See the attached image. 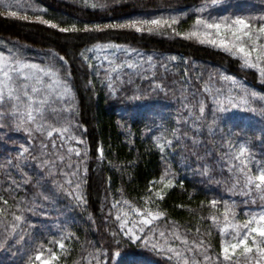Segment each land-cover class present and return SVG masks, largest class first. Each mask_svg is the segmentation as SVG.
<instances>
[{
  "label": "trees",
  "instance_id": "trees-1",
  "mask_svg": "<svg viewBox=\"0 0 264 264\" xmlns=\"http://www.w3.org/2000/svg\"><path fill=\"white\" fill-rule=\"evenodd\" d=\"M19 2L22 9L15 7L16 0H5L13 4L10 10L0 4V51L25 62L42 67L51 64L59 69L60 79L69 89L62 88L67 106L59 117L50 114L48 119L57 127L67 119L75 125L71 132L78 138L65 141L56 133L49 138L35 131L30 137L22 129L7 126V120L6 126L0 127V196L9 205H20L28 223L34 225L25 226V239L41 237L45 247L52 248L59 257L53 264H176L175 259L169 260L170 253L154 249L152 243L160 247L165 241L177 245L179 242L169 231L177 226L181 234L188 230L189 239L199 237L210 244L209 264H215L225 239L220 232L223 202L229 206L235 202L233 210L241 223L249 213L264 208L259 193L246 196L242 182L234 186L235 180L242 178L232 167L238 163L232 157L240 144L249 147L253 172L264 164V77L258 68L246 66L239 57L179 33L193 30L197 15H241L259 25L264 23V0H222L204 13L197 9L206 0ZM92 2L104 7L93 8ZM7 11L26 13L33 19L24 21L7 15ZM170 14L179 19L172 26L175 32L60 31L73 24L82 29L85 24ZM35 16L50 19L59 27L36 21ZM105 43L123 49L110 59L136 67H122L110 73L109 80L101 65L108 67L103 56L115 50L95 47ZM242 90L257 93L249 105L238 99ZM218 93L231 95L241 106L225 104L226 110L218 111L214 101ZM198 100L205 105L200 119H196ZM161 137L172 141L171 145L164 144L163 151ZM53 140L56 148L52 147ZM41 142L48 148L42 149ZM25 147L27 153H23ZM68 147L80 150L79 157L71 154V163L77 166L73 179L80 184L79 189L68 188L62 176L66 164L57 161L56 169L41 166V160L67 157ZM169 178L172 186L165 187ZM69 191L79 192L87 203L69 196ZM158 191L163 192L162 199ZM212 199L218 201L216 206L210 204ZM118 201H127L132 208L165 212V217L155 222V241L145 244L122 233L113 237V232H119L117 213L131 211ZM212 215L220 219L213 223ZM160 230L166 233L164 239L158 235ZM62 238L66 250L59 248ZM51 240L57 243H49ZM28 248L22 241L12 243L0 234V264H21Z\"/></svg>",
  "mask_w": 264,
  "mask_h": 264
},
{
  "label": "snow or ice",
  "instance_id": "snow-or-ice-1",
  "mask_svg": "<svg viewBox=\"0 0 264 264\" xmlns=\"http://www.w3.org/2000/svg\"><path fill=\"white\" fill-rule=\"evenodd\" d=\"M84 2L88 4L89 0H84ZM221 3L222 0H206V3L197 11L204 13L209 7ZM0 4H4L6 10L13 7L12 3H5V0H0ZM90 6L93 8L104 7L103 4L98 5L95 2H92ZM15 7L22 9L23 4L16 0ZM6 14L24 21L33 19L26 13L21 15L19 11H7ZM34 19L45 25L59 27L52 20L45 19L43 16H35ZM177 23H179L178 16L170 14L168 16L157 15L149 18L127 19L123 22L106 24H85L82 29L73 24L70 27L60 28V31L102 32L104 30L132 29L140 33H154L171 29L172 32H175L176 29L172 26ZM179 35L188 39L195 38L202 44H210L226 53H230L232 57H239L246 66L253 69L258 68L260 76L264 77V23L255 25L250 22L249 18L241 15L217 18H213L210 14L207 18L197 15L195 17V28L191 31L181 32ZM95 47L98 50H115L103 56V60L107 62L108 67L104 68L103 64L101 65V70L109 80L112 79L110 73H117L122 67H136V65L126 62L116 63L115 59H110V56L115 58V52L123 50L120 45L105 43L97 44ZM85 59H88V57H85ZM108 86L111 87L112 85L109 84ZM62 88L69 90L67 84L60 79L59 69L53 65L42 67L39 64L25 62L14 55H6L5 52L0 51V127L6 126L4 122L7 120L9 122L7 126L22 129L29 133L30 137L35 131L46 133L49 138L56 133L62 140H77L78 138L71 132L75 125H72L70 121L65 119L64 124L57 127L48 119L50 114L59 117L67 106V97ZM256 95V92L242 90L238 99L244 105H249L250 99ZM214 101L218 111H225V104H230L233 107L241 106L234 103V98L231 95L224 96L222 93H218L214 97ZM56 104H60L62 107H54ZM251 110L256 111L255 108ZM196 111L199 113L196 119L203 117L205 113L203 101H197ZM261 111L264 112V109H261ZM212 123L215 124V119ZM161 139H164L168 145L172 144L171 140L164 137H161ZM52 147L56 148L55 140L52 141ZM60 147H63V144ZM229 147H232V145L229 144ZM41 148L47 149L48 145L41 142ZM160 148L163 151L164 144H160ZM28 151V148H23V153ZM99 151L102 155L103 150L100 149ZM66 152L67 157L57 155L55 160L51 158L41 160V166L47 165L52 169H56L57 161L59 164H66L67 171H63L62 176L66 180L68 188L79 189L80 184L73 179L76 175L73 169L77 166L71 163V154L75 153L79 157L80 150L68 147ZM47 155L51 156V154ZM232 159L238 162L234 163L232 167L237 169L242 178L241 180H235L234 186L242 182L244 195L247 196L254 192L259 193L260 199L264 200V164L256 167V171L253 172L250 166L249 147L245 144H240L237 147V152ZM60 174L61 172H57V175ZM172 183V179L169 178L165 187H171ZM68 195L73 196L79 202L87 203L79 192L69 191ZM158 195L161 199L163 198L162 191H158ZM44 199H48V197L45 196ZM0 201H2V204H0V234L9 237L12 243L22 241L24 245L29 246L21 258V264H53L54 261H59L57 253L52 248H46L41 237L30 236L25 239V226L34 227V225L28 223L22 207L15 203L9 205V201L3 196H0ZM252 202L255 203V197L252 198ZM121 203L128 205L131 214L137 215L139 220L135 222L136 227L133 229L128 226L130 213L127 211L118 212L116 220L119 222V232H113V237L122 233L123 236L130 239L143 240L145 244L155 241L156 233L153 232V228L156 227L155 222L161 221L166 215L165 212L152 211L148 207L143 209L140 207L132 208L127 201L117 202V204ZM223 203L225 207L222 217L223 226L220 228V232L225 239L221 242L220 252L215 256V264H264V208H261L258 212L249 213L248 219L241 223L237 220L236 213L233 210L235 202L231 206L227 205V202ZM245 203L247 204L248 201H245ZM210 204L216 206L218 201L212 199ZM28 211L30 212L31 209H28ZM210 219L213 223H216L220 218L212 215ZM169 231L173 239L179 242L177 245L165 241V246L160 247L159 244L152 243L154 249L166 254L170 253L169 260L175 259L176 264H209L212 261V256L209 254L211 245L206 244L203 239L199 237L189 239L188 230L181 234L177 226H173ZM196 231L199 233V229ZM137 233H140V235ZM150 235L151 241L149 240ZM158 235L161 239H164L166 233L160 230ZM49 243L55 245L57 242L51 240ZM59 248L66 250L64 238L59 240ZM115 255L119 256L120 253L116 252ZM96 264H99V261Z\"/></svg>",
  "mask_w": 264,
  "mask_h": 264
},
{
  "label": "rangeland",
  "instance_id": "rangeland-1",
  "mask_svg": "<svg viewBox=\"0 0 264 264\" xmlns=\"http://www.w3.org/2000/svg\"><path fill=\"white\" fill-rule=\"evenodd\" d=\"M160 144H165V141L164 140L163 141H160ZM122 212H124V211H122ZM127 212L130 213L129 218H128L129 219V225L128 226L131 227V228H133V229H135V227H136V223L135 222L139 220V217L137 215H132L131 214V211H127ZM137 234L140 235V233H137Z\"/></svg>",
  "mask_w": 264,
  "mask_h": 264
}]
</instances>
